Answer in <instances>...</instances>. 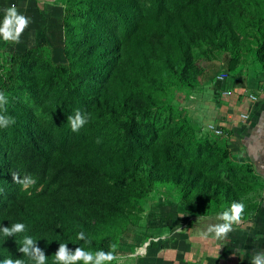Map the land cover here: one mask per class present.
<instances>
[{"label":"rangeland","instance_id":"374dc122","mask_svg":"<svg viewBox=\"0 0 264 264\" xmlns=\"http://www.w3.org/2000/svg\"><path fill=\"white\" fill-rule=\"evenodd\" d=\"M41 1L47 6L30 14L31 19L44 18L37 22L36 39L23 38L27 26L18 42L0 37V92L5 97L0 170L15 188L19 183L13 174L20 181L37 174L56 184L38 207L46 225L35 223L30 230L35 239L52 242L45 264H59L60 244L70 255L77 248L112 251L115 259L104 264H184L176 238L195 219L219 217L233 203H243L235 223L250 221L264 183L210 126L217 125L222 72L231 74L235 84L259 74L264 80V0H196L216 10L206 23L218 27L188 22V46L177 53H170L166 36L151 31L154 53L148 69L136 67L126 53L129 25L99 1ZM124 1L138 5V23L152 9V0ZM165 1L170 10V0ZM4 16L0 10V26ZM92 35L110 52L99 67L85 65ZM111 58L114 63L107 67ZM72 108L85 123L77 131L70 128L66 149H77L86 131L100 129L109 138L102 152L114 160L138 154L139 161L127 169L116 161L112 168L90 161L42 162L25 130L38 142L48 137L56 143L59 125ZM143 147L157 150L153 153L169 168L152 173L147 168L152 159ZM173 167L179 172L174 174ZM75 204L87 211L68 219L59 215L58 206L67 210ZM80 232L84 237L77 239ZM20 257L24 264H35L21 252Z\"/></svg>","mask_w":264,"mask_h":264},{"label":"trees","instance_id":"16d2710c","mask_svg":"<svg viewBox=\"0 0 264 264\" xmlns=\"http://www.w3.org/2000/svg\"><path fill=\"white\" fill-rule=\"evenodd\" d=\"M90 1H99V4L105 6L110 12L122 16L123 21L129 25L130 33L126 53L134 57V65L139 67V69H148L150 67V59L154 53V47L148 39L151 31L166 36L170 53H177L184 52L188 46L187 37L191 31L187 29L188 22L205 29L218 27L216 22L210 21L208 25L206 23L207 16L210 19H214L217 16L216 10L207 8L204 2H197L196 0H170V10H168L165 0H152V9L148 10L146 16L141 18V24L136 22L135 16L139 7L134 1ZM201 13L204 15L203 18ZM88 43V58L85 65L90 67L105 65L106 62H104L103 58L107 56L109 59L110 57L108 48L103 46L95 35L89 38ZM104 55L105 57H103ZM112 63H114L113 58L108 60L107 67ZM229 75L231 76V74ZM83 97L84 95L78 100L80 105H82L81 107L86 103ZM75 112L76 109L72 108L63 118L57 131L56 143L52 142L48 137H44L42 142H38L29 129L25 130L31 137L33 153L42 162L74 165L90 161L105 168H112L113 163L116 161L117 163L119 162L123 169H127L129 165L139 161L138 154L130 156L127 158L128 160L123 157L114 160L102 152V148L109 143V138L100 129L86 131L80 137L77 149H66L71 128L69 117L73 119ZM143 148L152 159L147 166L152 173L157 174L160 168H169L168 164H164V161L159 160L153 153L157 150L147 147ZM172 170L174 174L179 172L176 167H173ZM9 180L7 172L0 170V190L1 187L6 188V192H0V228L6 227L8 224L10 227L14 224H23L24 230L8 237L0 231V261L9 256L12 259H21L19 250L23 246V239L26 236L31 237L34 241L29 246V252H33V249H39L48 259V250L52 247V242L35 239L30 230L35 223L46 225L47 222L38 207L48 199L56 184L50 182L47 178L41 179L37 174H33L31 175V181H34V183L22 190V184L19 183L18 187L15 188L10 185ZM39 188H41L40 191L38 190ZM9 202H11L10 206H8ZM57 210L63 219H68L71 214L76 212H86L87 208L82 204H75L67 210L62 206H58Z\"/></svg>","mask_w":264,"mask_h":264},{"label":"crops","instance_id":"0c3cea01","mask_svg":"<svg viewBox=\"0 0 264 264\" xmlns=\"http://www.w3.org/2000/svg\"><path fill=\"white\" fill-rule=\"evenodd\" d=\"M41 3L40 0H0V10L5 13V9L15 4L18 14L26 15V18L30 19L27 24L29 31L23 36L28 42L31 37L36 39L39 18L44 23L42 17L30 18V14L37 7L47 6L44 5L46 1ZM262 79V75L259 74L253 78L243 79L240 83L235 84L234 79L232 81L236 93L248 90L260 93L261 96L263 94L260 104L253 111L249 127L240 130L236 125L238 113L246 105L243 98L235 92L229 98L219 96V104H216V124L229 133V137L225 139L231 143L232 154L241 156L244 162L251 165L252 170L264 183V80ZM223 222L216 216L195 219L185 232L176 238L179 257L184 264H250V255H244L242 260L239 255L264 251V191L256 215L250 221L233 222L232 230L220 237L208 232L210 226ZM236 249H240V252L237 253Z\"/></svg>","mask_w":264,"mask_h":264},{"label":"clouds","instance_id":"9594fccd","mask_svg":"<svg viewBox=\"0 0 264 264\" xmlns=\"http://www.w3.org/2000/svg\"><path fill=\"white\" fill-rule=\"evenodd\" d=\"M29 23V20L21 14H18L17 7L15 4L5 9V16L2 26H0V37L6 41H19V36ZM4 93L0 92V104L4 102ZM0 122H3V118L0 117ZM69 122L73 131H77L84 123V120H81L79 111H76V118L72 119L69 117ZM13 180L17 183L22 184L24 187H27L29 184L34 183V181L25 179L20 181L17 178L16 174H13ZM244 211L243 203H233L231 207L219 214V218L224 221L221 224L210 226L208 232L215 233L217 237L226 235L232 230L233 222L239 221L241 219V214ZM24 230L23 224H14L11 228L3 227L0 228V231L8 237L12 236L17 232ZM84 233L80 232L77 236V239H82ZM87 242V241H86ZM34 243L31 237H24L23 246L20 248V252L25 256L29 257L31 260L35 261V264H45L46 257L42 254L39 249H33V252H29V246ZM236 252L239 253L240 249H236ZM244 255H250V264H264V251H257L252 254L244 253L239 255V258L242 260ZM56 261L59 264H75L76 261L83 260L84 264H104L106 261H112L115 259L112 251L104 252H91L85 251L82 248H77L74 254H68L65 244H60L58 252L55 254ZM0 264H24L21 259H12L10 256L5 258L3 261H0Z\"/></svg>","mask_w":264,"mask_h":264},{"label":"built area","instance_id":"2783aa9c","mask_svg":"<svg viewBox=\"0 0 264 264\" xmlns=\"http://www.w3.org/2000/svg\"><path fill=\"white\" fill-rule=\"evenodd\" d=\"M217 81L222 85V89L220 90V97L221 98H229L233 95V93L236 91L234 90L232 86L233 78L227 73L222 72L218 77ZM236 93V92H235ZM240 98L242 97L245 101V107H242L241 110L238 113L236 125L238 129L242 130L246 127H249L252 122V114L255 108L260 104L261 99L263 98V94L261 96L260 93H254L250 92L248 90H244L242 92L236 93ZM210 129L213 133H215L218 136H222L223 138L229 137V133L222 128L221 126H210Z\"/></svg>","mask_w":264,"mask_h":264},{"label":"bare ground","instance_id":"6f19581e","mask_svg":"<svg viewBox=\"0 0 264 264\" xmlns=\"http://www.w3.org/2000/svg\"><path fill=\"white\" fill-rule=\"evenodd\" d=\"M139 249V248H138ZM143 250V249H142Z\"/></svg>","mask_w":264,"mask_h":264}]
</instances>
